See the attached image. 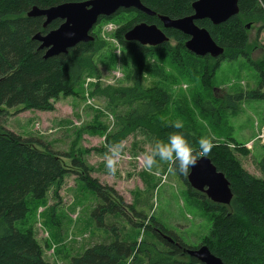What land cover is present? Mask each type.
I'll list each match as a JSON object with an SVG mask.
<instances>
[{
    "label": "rangeland",
    "instance_id": "rangeland-1",
    "mask_svg": "<svg viewBox=\"0 0 264 264\" xmlns=\"http://www.w3.org/2000/svg\"><path fill=\"white\" fill-rule=\"evenodd\" d=\"M135 15L126 9L97 22L92 30L100 44L93 58L96 71L87 70L71 93L52 99L50 110L17 106L6 109L0 118L5 129L23 138L38 139L57 152L67 169L60 182L49 185L44 196L32 202L29 213L18 224L32 234L49 263L70 264L72 256L92 245L112 241L107 224L117 227L121 239L148 247L153 238L144 225L161 222L187 244L198 246L196 235L203 239L210 229L209 214L183 185L173 164L158 162L151 172L143 168V157L154 144L156 132L175 121L213 142L225 141L229 148L238 144L247 149L245 153L236 151V159L247 172L262 177L257 160L264 151V83L259 85L264 79V20L246 23L248 56L224 58L215 69L213 59L187 54L176 48L171 38L166 48L146 52L143 87L160 89L168 101L148 124L120 141L125 147L117 157V172H107L109 146L116 145L108 143L107 137L118 132L115 116L128 107L112 106L99 92L107 86L131 85L129 47L119 42L118 30ZM253 90H260L256 97L245 95ZM238 93L243 96L233 105L227 101L228 94ZM203 100H210V111L208 105H201ZM73 161L87 166L89 177L103 187L120 210L107 214L103 227L96 225L91 214L100 198L90 190L82 177L84 172L73 166ZM180 256L188 262L187 257ZM120 264H131V258Z\"/></svg>",
    "mask_w": 264,
    "mask_h": 264
},
{
    "label": "trees",
    "instance_id": "trees-1",
    "mask_svg": "<svg viewBox=\"0 0 264 264\" xmlns=\"http://www.w3.org/2000/svg\"><path fill=\"white\" fill-rule=\"evenodd\" d=\"M80 1L85 0H0V118L6 109L17 106L50 110L52 99L60 93H71L87 70L96 71L93 58L99 51L100 44L93 33L94 40L79 42L66 53L44 58V50L39 49V42L33 36L55 29L61 20H53L44 27L42 16L32 17L27 14L33 6L48 8ZM193 1L195 0H141L155 12L152 16L130 9L136 15L118 30V40L129 47L131 85L107 86L99 92L112 106L128 107L126 112L116 114L115 121L119 130L107 137L108 143L118 144L129 132L148 124L150 117L168 101L166 94L160 89L143 87L146 52L150 49L162 50L168 44L145 46L127 42L124 40V33L140 22L155 24L175 41L176 48L200 58L184 47L188 38L186 35L175 29L163 28L156 16L163 14L177 18L189 15L192 13ZM238 7L239 13L221 24L214 25L205 19L195 22L199 27L205 28L215 43L224 49L217 58L203 56L214 60L213 69L218 68L224 58H246V23L264 20V6L260 0H238ZM109 17H100L98 22ZM263 26L264 21L261 27ZM261 83H264V79L259 85ZM259 91H249L245 95L256 97ZM228 95L227 101L232 105L243 96L242 93ZM208 96L210 97L209 94ZM201 105H208L207 111L212 108L210 100H203ZM174 131L177 130L171 128V124L161 128L156 132L154 142L157 139L166 140L167 135ZM182 131L190 134V142L198 148L196 142L203 137L185 129ZM211 142L214 147L207 157L230 183L232 199L229 204L215 203L201 192L195 193L188 185L186 175L180 174L173 164L183 185L187 186L212 219L209 231L202 236L204 238L200 239L199 234L196 235L200 240L198 245H207L225 264H264V151L262 154V150L259 152L261 155L257 160V167L262 174L258 178L247 172L234 155L236 151L248 152L247 149H242L237 143L235 148H229L225 141ZM73 166L84 172L83 179L100 198L91 214L96 225L103 227L106 215L117 214L120 210L107 198L103 187L89 177L87 166L83 162L73 161ZM66 172L57 152L38 139L23 138L0 124V264H52L43 259L40 246L32 234L18 224L29 213L32 202L41 199L48 186L60 182ZM105 227L110 228L113 240L92 245L80 255L72 256L70 264H120L129 258L131 264H200L179 247L195 248L197 245L187 244L161 222L153 221L152 225H144L153 238V241L148 242V247L121 239L115 225L107 224ZM164 234L171 237L173 242L178 241V245L171 243ZM140 253L144 254L145 259ZM180 255L187 257L188 262L184 263Z\"/></svg>",
    "mask_w": 264,
    "mask_h": 264
},
{
    "label": "water",
    "instance_id": "water-1",
    "mask_svg": "<svg viewBox=\"0 0 264 264\" xmlns=\"http://www.w3.org/2000/svg\"><path fill=\"white\" fill-rule=\"evenodd\" d=\"M191 8L192 13L186 16L170 18L158 14L157 17L163 28L175 29L188 37L184 47L190 53L198 57H219L224 51L223 47L217 45L209 32L195 22L208 19L212 24L218 25L227 21L239 13L238 0H195ZM126 9H134L151 16L155 14L141 0H85L61 3L48 8L33 6L27 14L32 17L42 16L44 27L53 20H61L55 29L33 36L39 42V49L44 50L43 57L48 58L66 53L79 42L94 40L92 30L100 17H109ZM124 40L145 46H160L167 43L169 37L155 24L140 22L124 33ZM186 179L192 189L204 193L212 202L227 205L232 199L230 183L208 157H201L196 167L186 175ZM163 236L173 242L168 235ZM184 252L200 264H225L205 244L195 248L185 247Z\"/></svg>",
    "mask_w": 264,
    "mask_h": 264
},
{
    "label": "clouds",
    "instance_id": "clouds-1",
    "mask_svg": "<svg viewBox=\"0 0 264 264\" xmlns=\"http://www.w3.org/2000/svg\"><path fill=\"white\" fill-rule=\"evenodd\" d=\"M264 6V0H260ZM171 128L177 130L170 132L166 140L157 139L143 157V168L151 172L158 162H168L176 166V170L183 175H189L194 169L201 157H207L214 147V144L208 137L200 138L196 143V148L189 140V135L182 131L184 124L181 121H175ZM125 145L120 142L114 146H109V153L105 160V167L109 174L115 175L117 172V157L124 149Z\"/></svg>",
    "mask_w": 264,
    "mask_h": 264
},
{
    "label": "flooded vegetation",
    "instance_id": "flooded-vegetation-1",
    "mask_svg": "<svg viewBox=\"0 0 264 264\" xmlns=\"http://www.w3.org/2000/svg\"><path fill=\"white\" fill-rule=\"evenodd\" d=\"M157 16V15H156ZM158 18V17H157ZM205 20H208V19H205ZM170 39V38H169ZM174 239V238H173ZM175 242H171V243H173V244H175V245H178L177 243H178V241H176V240H174ZM180 247V249H181V251H183L184 252V248L185 247H181V246H179Z\"/></svg>",
    "mask_w": 264,
    "mask_h": 264
}]
</instances>
